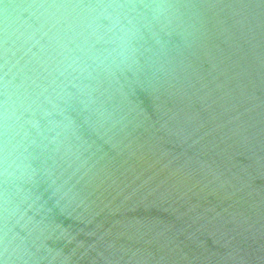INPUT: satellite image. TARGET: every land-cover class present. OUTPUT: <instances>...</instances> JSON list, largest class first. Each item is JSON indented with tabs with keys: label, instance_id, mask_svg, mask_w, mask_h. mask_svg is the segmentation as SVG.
Returning a JSON list of instances; mask_svg holds the SVG:
<instances>
[{
	"label": "water",
	"instance_id": "1",
	"mask_svg": "<svg viewBox=\"0 0 264 264\" xmlns=\"http://www.w3.org/2000/svg\"><path fill=\"white\" fill-rule=\"evenodd\" d=\"M0 264H264V0H0Z\"/></svg>",
	"mask_w": 264,
	"mask_h": 264
}]
</instances>
